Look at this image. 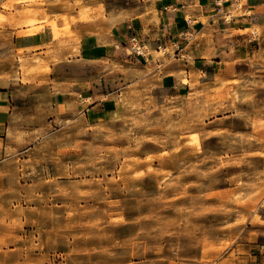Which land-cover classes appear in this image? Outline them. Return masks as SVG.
Masks as SVG:
<instances>
[{
  "label": "rangeland",
  "instance_id": "374dc122",
  "mask_svg": "<svg viewBox=\"0 0 264 264\" xmlns=\"http://www.w3.org/2000/svg\"><path fill=\"white\" fill-rule=\"evenodd\" d=\"M150 2L0 0V90L17 103L0 141V264H264V49L243 61L232 45L195 71L148 45L135 86L114 32L133 13L156 25ZM45 31L65 54L53 72L51 52L14 44ZM100 34L108 53L72 60ZM101 82L113 111L88 122L70 88Z\"/></svg>",
  "mask_w": 264,
  "mask_h": 264
},
{
  "label": "crops",
  "instance_id": "0c3cea01",
  "mask_svg": "<svg viewBox=\"0 0 264 264\" xmlns=\"http://www.w3.org/2000/svg\"><path fill=\"white\" fill-rule=\"evenodd\" d=\"M141 4L145 6L144 2ZM150 4L149 7L154 6L157 11V24L148 25L147 17H141L135 13L131 17L122 19L114 32L113 42L116 46L113 53L115 56H118L119 50H125V43L131 34L138 35L146 46L149 45L154 49H157L159 45L166 47L170 50L167 55L170 60L175 58L176 61L192 63L195 71L205 66H219L222 59L228 56L232 45L236 49L235 56L243 61L251 57L255 47L257 52L264 49V0H245L242 13L234 17L231 22H227L224 17L234 7V0H154V3L150 2ZM100 24L104 26L102 21ZM92 25V23H78L74 28L86 32L92 29ZM257 26L261 28L263 36L254 41L250 33L244 32ZM187 29L193 31L196 45L180 40V34ZM146 31L148 32L145 33ZM106 39L107 36L101 34L99 37L84 36L80 43V55L72 60L90 63L98 55L102 57L104 52L108 53L103 44ZM14 44L20 49L37 48L39 53L45 50L51 52L48 56L42 54V57L48 58L52 72L55 70V65L50 59L53 56L65 57V54L61 52L56 53V42H52L47 37L46 31L38 36L15 37ZM209 54H213L211 59L208 57ZM142 62L143 60L139 59L135 62V86L140 83V76L144 75V70L141 73V68L138 66ZM49 79L52 82V78ZM84 82L88 81L81 80V83ZM158 88L161 93L167 91L170 97L175 95V90L178 89L171 79ZM70 90L71 94L78 95L81 99L78 108L88 122H102L112 114V97L108 92L107 84L101 82L99 86L98 84L91 87L89 85L86 89L80 87L78 90L77 87H73ZM59 98V96L56 97L58 104H60ZM16 106L15 92L0 90V141H5V133L17 111Z\"/></svg>",
  "mask_w": 264,
  "mask_h": 264
},
{
  "label": "built area",
  "instance_id": "2783aa9c",
  "mask_svg": "<svg viewBox=\"0 0 264 264\" xmlns=\"http://www.w3.org/2000/svg\"><path fill=\"white\" fill-rule=\"evenodd\" d=\"M242 0H234V4L236 6L240 5ZM190 22V19L188 20ZM253 35H258L257 32H254ZM252 39V38H251ZM180 40L187 44H194L196 45V38L191 29H187L180 34ZM252 40H257L254 38ZM179 50V48H176ZM167 48L164 46L159 45L156 49L158 53H162L163 55H168ZM125 51L128 52L129 55L135 57V59L147 61L149 58V53L147 50L146 45L141 41L138 35L131 34L129 39L125 43Z\"/></svg>",
  "mask_w": 264,
  "mask_h": 264
},
{
  "label": "bare ground",
  "instance_id": "6f19581e",
  "mask_svg": "<svg viewBox=\"0 0 264 264\" xmlns=\"http://www.w3.org/2000/svg\"><path fill=\"white\" fill-rule=\"evenodd\" d=\"M33 20V19H32ZM30 24V23H29ZM35 24V22H31V25ZM29 31V30H28ZM33 32H34V29H33ZM31 35H35V34H29V35H26V36H31Z\"/></svg>",
  "mask_w": 264,
  "mask_h": 264
}]
</instances>
